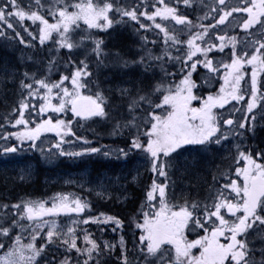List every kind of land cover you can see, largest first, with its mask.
I'll use <instances>...</instances> for the list:
<instances>
[{
    "label": "snow or ice",
    "instance_id": "6c2138e0",
    "mask_svg": "<svg viewBox=\"0 0 264 264\" xmlns=\"http://www.w3.org/2000/svg\"><path fill=\"white\" fill-rule=\"evenodd\" d=\"M193 3L0 0V38L26 49L21 66H0V83L12 82L18 92L3 117L17 130L2 132L3 139L16 142L0 145V152L31 151L39 140L46 160L90 154L134 159L130 177L112 178L121 184L136 182L144 168L152 174L132 217L131 245L118 215L86 214L67 226L57 222L61 213L90 210L86 197L57 192L50 203L31 197L0 201V264H101L104 256L115 264H264V138L256 143V128L264 127V0H201L195 22L185 14ZM122 24L139 35L135 59L109 47L111 32L94 31L114 32L113 25ZM233 26L245 35H229ZM131 65L141 70L136 77L124 73ZM81 121L111 123L123 146H91L73 130ZM49 132L58 139L46 152L41 136ZM69 134L81 143L66 140ZM213 150H223L229 162L216 165L211 181L204 180L205 194L177 195L173 177L188 174L198 154ZM30 176V166L20 169L21 181ZM111 186L103 180L95 185L106 196ZM117 198L127 200V190ZM89 222H111L121 235L94 238L78 227ZM57 247L65 255L46 251Z\"/></svg>",
    "mask_w": 264,
    "mask_h": 264
},
{
    "label": "trees",
    "instance_id": "16d2710c",
    "mask_svg": "<svg viewBox=\"0 0 264 264\" xmlns=\"http://www.w3.org/2000/svg\"><path fill=\"white\" fill-rule=\"evenodd\" d=\"M123 2V0H121ZM167 2V0H166ZM200 2L201 0H194V3L192 5V8L188 9L185 14H188L191 16L193 21L195 22L196 16L197 15H202L203 9L200 7ZM203 4H211L213 3L212 0H202ZM235 15V14H233ZM231 19V18H230ZM147 22V21H145ZM210 22L209 20H203L201 23H208ZM26 25H29L30 27H33L31 25V22L25 19L23 22ZM82 23V22H81ZM128 27L129 25L127 24H122V25H113V28H115V31L113 32L112 29H97L94 30L96 34L100 36H104L105 32H111V36L106 38V43L109 44L110 48H112L111 42L115 41L117 45L122 46L120 48V51L128 56V58L133 54L134 50H136L134 42L135 39H130L129 41H125V36L127 34L126 31L128 32ZM180 26H177V30H179ZM126 30V31H125ZM232 31H235L238 37H242L245 35L244 30L236 28L233 26V28L229 31V35L232 34ZM22 35L27 37V34L22 32ZM131 35V34H129ZM135 35L139 37V35L135 32ZM155 38V37H153ZM150 37V39H153ZM157 43H160V41H157ZM153 48L155 50V45H153ZM26 51L25 46L18 43L17 41H13L11 44L6 43L3 38H0V66H3L5 63H7L8 66H21L23 63L26 62V58L22 55ZM225 52H227V49H225ZM130 53V54H129ZM61 54H63V50H61ZM135 55H132L130 59H135ZM135 67V66H133ZM251 66H246V71L250 72ZM105 75H107L109 72L113 71L111 68L102 70ZM124 73L127 75H131L132 77H136L137 75H134V73L129 70V67L124 69ZM136 74L139 75L138 71H135ZM53 79H56L57 76L56 74H53ZM12 83V82H11ZM9 82H4L1 84L0 88V118L5 115L9 114L10 107L15 104L16 100L18 99V92L16 90L15 85ZM218 87V85H217ZM214 90V89H213ZM47 115V114H46ZM62 115V114H61ZM70 118V114L69 117ZM74 125L76 124V121H73ZM105 125L112 127L111 123L109 122H103ZM0 125H3V128L0 129V135L2 136L3 131H8V132H13L17 130V127H14L9 124L4 123V119L0 122ZM77 136H85L91 141V146L93 147H99V146H123L122 145V140L124 139L123 136L121 135H115L112 134V136L109 138L105 137L108 136L107 132H104L101 130H88L86 129L82 123L79 124V126L74 127L73 129ZM111 134V132H109ZM47 137H52L57 141V135L56 133H44L41 136V139H45ZM1 139L4 142V146H7L8 144L16 142L15 137H12L11 139L5 140L1 137ZM0 139V141H1ZM66 140H73L74 144H79L81 143L80 141H75L71 135L66 137ZM39 140L37 141V143ZM30 144V141H26L25 145ZM67 145V144H66ZM63 145V146H66ZM68 146V145H67ZM48 152L47 150H45ZM102 151H107V148H104ZM19 156V158L22 161H19L20 163H26L27 161H31L29 163H35L36 169L42 173L43 170V175H46L47 177L52 176L55 172V169H68L70 171H77L81 165L86 164L87 166H90L91 163L94 162L95 159H103V160H118L122 158H118L115 155L112 156H104L102 154H90L89 157L85 158H70L68 156H62V155H57L55 159L52 160H46L41 156V153L37 152V149H32L31 151H18L17 153H8L4 154L0 152V160L4 158V156H7V158L13 159L11 162L15 161V157ZM34 159V160H33ZM3 161V160H2ZM152 174L148 172L146 174L145 180L143 184H140L139 186L132 188L131 191H129L130 194H128V199L127 200H121L118 199V192L114 191L111 195V198L107 201H102V200H94L87 195L80 193L79 191H75L70 187H58V186H52L50 189L49 187H43L41 186V179L36 178V182L30 183L28 185L24 184H13L12 182H4L3 188H0V201H6V202H15L17 200H23L27 197H31L32 199H44L47 201L46 196L48 194H55L57 192H68V193H74L76 195H80L81 197H86L87 200L91 203V209L86 210L85 213H82L83 217L86 214L90 215H97L98 213H108L111 215H118L122 220H124V225H123V235L125 237V240L129 242V245H131V240H132V235L134 232H136L135 226L132 223V217L133 214L135 213L136 208L139 206L140 201L144 199V189L147 184L151 182ZM131 187V186H130ZM47 190V191H43ZM67 216H61V218H65ZM25 225L28 224V221H24ZM89 232L92 233L94 238H100L104 240H118L119 236L121 235V229L118 228V230L114 233L109 232L108 229H105L104 226L101 224L99 227L95 223H90L85 227ZM100 229H103L101 231ZM111 233L113 235L112 238L107 235V233ZM79 235V232H78ZM79 243V241H78ZM53 255L57 257H62L65 255V250L62 248H53ZM74 251V250H73ZM101 264H115V258L114 257H109V256H104L101 257Z\"/></svg>",
    "mask_w": 264,
    "mask_h": 264
},
{
    "label": "rangeland",
    "instance_id": "374dc122",
    "mask_svg": "<svg viewBox=\"0 0 264 264\" xmlns=\"http://www.w3.org/2000/svg\"><path fill=\"white\" fill-rule=\"evenodd\" d=\"M127 35L125 36V41H129L130 39H136L134 38L133 36H135V32L133 31V36L129 35L128 32L126 33ZM138 40V39H136ZM112 46L119 49L122 47V46H119L116 44L115 41L111 42ZM135 45V48H137V44H134ZM110 47V46H109ZM134 53H136V51L134 50ZM134 75H138L136 73H134ZM11 83V82H9ZM1 84L0 83V88H1ZM46 115V114H45ZM84 123V127L88 130H101V131H105V129L107 128L106 131H109V130H112V127L110 126H107L105 125L103 122H92V121H83ZM105 131V132H106ZM1 135H0V139H1ZM257 139V138H256ZM45 143L43 145L44 149L47 150V151H52L55 149V144H56V140L52 137H47L45 139ZM5 141H3L1 139L0 141V145H3ZM66 145V144H64ZM37 152L40 153L39 151V147H40V141L37 143ZM65 148V150H68V146H63ZM75 150V149H73ZM223 154H226L223 150H221V152L218 153V156L220 157L221 155ZM200 158V157H197L195 161L191 162V163H194L197 161V159ZM2 160H7L8 161V164L10 165V162L13 160L11 158H7V156H4V158ZM0 160V162L2 161ZM15 160H16V163H18L19 161H22L19 156L17 155L15 157ZM78 160H80V158H78ZM121 160V159H119ZM31 161H27L26 163H18V164H15L13 165L12 167L11 166H8V167H3V165L0 164V188H3L2 186H4V182H12L13 184H30L32 183V180L34 178V174H35V163H29ZM116 166H110V170H112V168H114V175L111 173V175L108 174V170H106L105 172H102L100 175H96L92 177V175H90V171L89 170H83V171H80V172H61V173H56L55 174V177H50L48 178L46 181H44L48 187H51V186H59V187H70L72 188L73 190L75 191H79L80 193H83L85 195H87L88 197L90 198H95L97 200H102V201H107L109 200V198H111V195L114 191L118 192L119 194L122 193L125 189L127 190L128 194L129 191H131L132 188L137 187L139 186L142 182H144L145 180V177H146V174L149 172L146 170V168L144 169H141V173H140V176L138 177L137 181L136 182H131L129 180L128 183L126 184H121L120 182H117L115 181L114 179L112 178H115V177H124V176H131L134 172V165L136 164V161L134 159H130L129 161L127 162H124L123 159L122 161L119 163H115ZM195 168L197 167L196 164H194ZM27 166H30L31 167V176L30 178H27L23 181L20 180L19 176H20V169L21 168H26ZM190 166V165H189ZM60 170H57V172H59ZM117 174V175H116ZM196 174V173H195ZM189 175V178L190 180H186L184 178H180L181 175L177 174V176H174L173 179H175L177 181V187H176V194L177 195H180L182 192H187L189 193V189L188 188V185H191L195 180V178L193 177V171H192V168L190 166V171L188 174H185L183 176H188ZM197 179V178H196ZM101 180H103V182L105 184H111L112 186L109 188V192H110V195H98V192L101 191L100 189H97L95 187V185L97 183H99ZM180 185V187H179ZM131 186V187H130ZM184 187V188H183ZM181 188H183V190H181ZM199 189V188H198ZM181 190V191H180ZM196 192L197 189H195ZM53 196V194H48L46 196L47 198V203H50V200H48L49 197ZM95 216V215H93ZM81 217H78V216H75L73 217V215H70V216H67L65 218H61L60 216L58 217H55V219L57 220V222L60 224V225H71L72 224V221L73 220H78L80 219ZM47 219V218H45ZM90 223H93V222H89L88 224ZM87 224V225H88ZM110 226L109 227H105L104 224L102 223L101 225L105 227V229H108L109 232L111 233H114L111 228L112 227H117L113 224H111V222H109ZM87 225H83V224H80L78 225L79 228H85ZM119 227H117V230H118ZM47 230V226H45V231ZM116 230V231H117ZM29 231L30 229H25V231L22 233L23 235V238H24V242H27L28 238H29ZM115 231V232H116ZM107 233L108 236H110V238L113 237V235L111 233ZM80 234V233H79ZM41 241H40V238L37 237V244H39ZM79 243H82V241H79ZM49 255H53V250L52 249H47L46 250ZM57 254V253H56ZM55 254V255H56ZM0 255H2V252H0Z\"/></svg>",
    "mask_w": 264,
    "mask_h": 264
},
{
    "label": "bare ground",
    "instance_id": "6f19581e",
    "mask_svg": "<svg viewBox=\"0 0 264 264\" xmlns=\"http://www.w3.org/2000/svg\"><path fill=\"white\" fill-rule=\"evenodd\" d=\"M127 77H132L131 75H127ZM12 84V83H11ZM3 117H4V115L0 118V122L3 120ZM108 128V127H107ZM107 128L105 129V131L107 130ZM105 131H103L102 132V134L105 132ZM107 133H108V136H105V137H107V138H109V136L111 137L112 136V130H109V131H106ZM109 132H111V134L109 133ZM260 132L262 133V134H264V127H261L260 128ZM262 138H264V135H260V137L256 140V143H259L260 142V140L262 139ZM251 143H252V141H251ZM226 155L227 154H223V155H221L220 157H218L217 155H215V154H212V155H209V156H205V157H200V158H198L197 159V161L196 162H194V163H189L188 164V167H189V169H190V166H191V168H192V171H193V177L195 178V180L194 181H192L193 183L192 184H194L193 186H196L197 188H199L200 189V192L202 191V189H203V185H202V183L201 182H204V180H208L209 182L211 181V177L210 178H208L207 176L210 174V175H212V172L215 170V167H216V165H221L222 167L223 166H226V164L229 162L228 161V159L226 158ZM221 157H225V160L222 162V160H221ZM34 160V159H33ZM122 160H111V161H108V160H103V159H101V158H99V159H95L94 160V162L93 163H91L90 164V166H87L86 164H84V165H81L80 167H79V169L77 170V171H70V170H68V169H55V173L52 175V176H50V177H55V174L56 173H61V172H75V173H77V172H80V171H83V170H89L90 171V175H92V177L93 176H95L96 177V175H100L102 172H105L106 170H108V174L109 175H111V173L114 175V168H112V170H110V166H116V164L115 163H120ZM23 163V162H22ZM194 164H196V168L194 167L195 165ZM190 165V166H189ZM9 165H3V167H8ZM12 167V166H11ZM57 170H60L59 172H57ZM43 172H44V170H43ZM43 172L42 173H40L37 169H36V167H35V174H34V178H33V180H32V183H34V182H36V178H38L39 177V179H41V186H43V187H48L47 186V184L44 182V181H46L48 178H50V177H47L46 175H43ZM195 173H199L202 177H203V180H197L196 179V175H195ZM117 175V174H116ZM180 178H184V179H186V180H190V178H189V175L188 176H181ZM201 181V182H200ZM198 182V183H197ZM7 183H9V182H7ZM141 184H143V182L141 183ZM25 185V184H24ZM26 185H28V184H26ZM54 186H56V185H54ZM189 186V185H188ZM192 186V187H193ZM52 187V186H51ZM51 187H49V189L51 188ZM59 187V186H58ZM179 187H180V185H179ZM206 187H207V185H206ZM184 188V187H183ZM183 188H181V190H183ZM180 190V191H181ZM43 191H47V190H43ZM199 192V193H200ZM198 193V194H199ZM189 195L190 194H192V191H190L189 190V193H188ZM198 194H195V195H192V196H196V195H198ZM205 194V192L203 193V195ZM94 200H97V199H95V198H93Z\"/></svg>",
    "mask_w": 264,
    "mask_h": 264
},
{
    "label": "flooded vegetation",
    "instance_id": "af4514ba",
    "mask_svg": "<svg viewBox=\"0 0 264 264\" xmlns=\"http://www.w3.org/2000/svg\"><path fill=\"white\" fill-rule=\"evenodd\" d=\"M260 135H264V134H262L260 131L256 132V138H257V139L260 137ZM257 139H256V140H257ZM207 177L210 178L211 175L209 174ZM200 182H201V181H200ZM197 183H198V182H197ZM201 183H202V185H203V189H202L201 192H200V189H198L196 186H193L194 184H191V185L188 186L187 189H189L190 191H192V194H190V195H195V194H198V193L200 192V193L198 194V196H203V193L206 192L207 187H206V184H205L204 182H201ZM192 186H193V187H192ZM195 189H197L198 192H196ZM196 196H197V195H196Z\"/></svg>",
    "mask_w": 264,
    "mask_h": 264
},
{
    "label": "water",
    "instance_id": "95a60500",
    "mask_svg": "<svg viewBox=\"0 0 264 264\" xmlns=\"http://www.w3.org/2000/svg\"><path fill=\"white\" fill-rule=\"evenodd\" d=\"M61 214H65V213H61Z\"/></svg>",
    "mask_w": 264,
    "mask_h": 264
}]
</instances>
